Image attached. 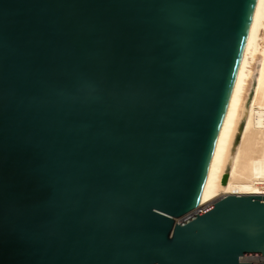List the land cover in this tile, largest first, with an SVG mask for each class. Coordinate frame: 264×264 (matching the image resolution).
<instances>
[{
	"label": "water",
	"instance_id": "1",
	"mask_svg": "<svg viewBox=\"0 0 264 264\" xmlns=\"http://www.w3.org/2000/svg\"><path fill=\"white\" fill-rule=\"evenodd\" d=\"M255 3L0 0V264H264V196L183 219Z\"/></svg>",
	"mask_w": 264,
	"mask_h": 264
},
{
	"label": "bare ground",
	"instance_id": "2",
	"mask_svg": "<svg viewBox=\"0 0 264 264\" xmlns=\"http://www.w3.org/2000/svg\"><path fill=\"white\" fill-rule=\"evenodd\" d=\"M232 194L264 196V0H256L207 175L183 219ZM242 259L264 261V256Z\"/></svg>",
	"mask_w": 264,
	"mask_h": 264
}]
</instances>
